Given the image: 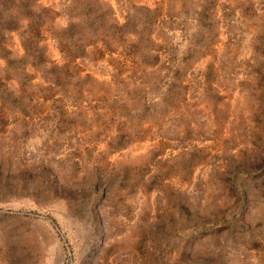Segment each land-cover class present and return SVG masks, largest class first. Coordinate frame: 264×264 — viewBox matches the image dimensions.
<instances>
[{
  "label": "rangeland",
  "instance_id": "obj_1",
  "mask_svg": "<svg viewBox=\"0 0 264 264\" xmlns=\"http://www.w3.org/2000/svg\"><path fill=\"white\" fill-rule=\"evenodd\" d=\"M0 264H264V0H0Z\"/></svg>",
  "mask_w": 264,
  "mask_h": 264
}]
</instances>
